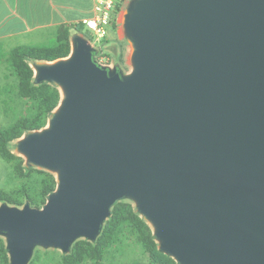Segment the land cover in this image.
I'll return each mask as SVG.
<instances>
[{"label":"water","instance_id":"obj_1","mask_svg":"<svg viewBox=\"0 0 264 264\" xmlns=\"http://www.w3.org/2000/svg\"><path fill=\"white\" fill-rule=\"evenodd\" d=\"M120 23L130 72L79 32L30 64L61 99L16 152L57 185L0 205L10 264L96 242L122 200L178 264H264V0H129Z\"/></svg>","mask_w":264,"mask_h":264},{"label":"trees","instance_id":"obj_2","mask_svg":"<svg viewBox=\"0 0 264 264\" xmlns=\"http://www.w3.org/2000/svg\"><path fill=\"white\" fill-rule=\"evenodd\" d=\"M117 24L112 28L116 29ZM84 24L74 28L75 32L83 34ZM69 27H62L59 30L56 44L53 46H21L12 50L8 56V62L13 73L19 80V95L32 101V110L25 117L20 118L16 124L8 129L0 130V155L8 162L12 163L19 160L16 167L20 173L25 172L22 158L12 153L10 144L20 139L24 134L39 130L45 127V120L50 118L55 108L58 106L61 94L59 89L47 82L37 85L34 81V71L30 63L32 61H56L66 58L71 52L70 38L74 33ZM88 34V33H87ZM94 59L98 62L97 56ZM119 62V61H118ZM30 168L28 171H33ZM45 175L41 196L45 197L46 203L48 196L56 189V178L46 171H39ZM32 207L37 200L31 196L27 197ZM8 203L14 206H23L24 203L20 197H13L0 192V204ZM38 208V207H36ZM136 234L139 241L150 255L152 261L156 264H178L171 257L161 253L158 244L153 236L152 229L137 213L133 204L122 200L114 204L110 218L106 221L101 235L97 242L92 244L88 241H78L72 248L69 257H78L74 264H83V259L87 253L85 249L80 248L81 243H85L93 248L92 253L99 257L101 251L105 250L110 244L114 243L124 233ZM0 264H10L6 242L0 237ZM65 264H70L66 259Z\"/></svg>","mask_w":264,"mask_h":264},{"label":"rangeland","instance_id":"obj_3","mask_svg":"<svg viewBox=\"0 0 264 264\" xmlns=\"http://www.w3.org/2000/svg\"><path fill=\"white\" fill-rule=\"evenodd\" d=\"M91 16L92 15H90V17ZM58 33L59 32L54 35L53 40H46L43 42L44 44L38 46L55 45ZM87 33L88 31L85 28L83 34H80L86 36L99 53L101 52V54H98L97 56L99 63L111 66L118 64L125 72H130L132 70V67L127 60L130 45L123 36L121 23H119L116 29H113L112 27L109 28L108 34L103 39H97L95 36L93 37ZM2 67H5V70L11 73L12 77H9L8 75V82H6L8 83L7 87L2 89L0 88V130L8 129L14 126L20 118L27 116L29 112L33 111L32 101L19 95V80L13 73L9 62L3 63ZM48 120L49 118L45 120L46 125L48 124ZM18 140L10 144V149L12 153L22 158V165L25 168V172L20 173L16 170L19 160L8 163L0 155V192L13 197H20L24 205L29 203L27 197L31 196L37 200L36 204L33 206L42 208L44 206L43 201H45V197L41 196V191L45 175L39 172L43 170L36 168H34L35 170L33 171H28L30 168L25 167L24 158L19 156L16 152V143ZM131 203L133 204V202ZM2 204L3 203L0 205ZM23 206H20V208ZM78 241L87 240L80 239ZM96 242L90 243L95 244ZM80 248L85 249L87 252L85 254V258L83 259V264H156L152 261L150 255L139 241L137 235L133 233L127 232L122 234L117 240H115L114 243L110 244L105 250L101 251L99 257H95L92 253L93 248L85 243H81ZM71 253L72 251L69 254H64L57 249L36 248L30 264H65L66 259L70 262V264H74L78 257H69Z\"/></svg>","mask_w":264,"mask_h":264},{"label":"crops","instance_id":"obj_4","mask_svg":"<svg viewBox=\"0 0 264 264\" xmlns=\"http://www.w3.org/2000/svg\"><path fill=\"white\" fill-rule=\"evenodd\" d=\"M95 2L96 0H0V88L7 87L8 75L12 77L2 67L3 63L8 62L12 50L21 46H38L46 40H53L62 27H69L74 31L90 15L93 16Z\"/></svg>","mask_w":264,"mask_h":264},{"label":"built area","instance_id":"obj_5","mask_svg":"<svg viewBox=\"0 0 264 264\" xmlns=\"http://www.w3.org/2000/svg\"><path fill=\"white\" fill-rule=\"evenodd\" d=\"M128 1L96 0L93 16L83 21L88 33L97 39L105 38L113 24L119 25L120 15Z\"/></svg>","mask_w":264,"mask_h":264}]
</instances>
